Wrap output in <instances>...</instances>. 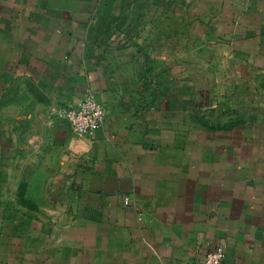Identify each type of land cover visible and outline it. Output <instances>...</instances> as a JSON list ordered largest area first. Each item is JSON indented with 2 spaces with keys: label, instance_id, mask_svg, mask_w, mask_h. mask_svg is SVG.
<instances>
[{
  "label": "crops",
  "instance_id": "1",
  "mask_svg": "<svg viewBox=\"0 0 264 264\" xmlns=\"http://www.w3.org/2000/svg\"><path fill=\"white\" fill-rule=\"evenodd\" d=\"M111 7L0 0V264H264V116L199 111L264 71V0H189L173 48L124 45ZM89 94L80 138L60 114Z\"/></svg>",
  "mask_w": 264,
  "mask_h": 264
},
{
  "label": "rangeland",
  "instance_id": "2",
  "mask_svg": "<svg viewBox=\"0 0 264 264\" xmlns=\"http://www.w3.org/2000/svg\"><path fill=\"white\" fill-rule=\"evenodd\" d=\"M112 3L110 8V14L112 17H116V24L111 28L118 35L122 36V40L127 45L141 43L142 46L151 47V42L162 43L166 47L173 48L174 38L172 35H168L173 32L177 26L183 32H189L191 30L190 23V7L189 0H109ZM179 16L182 17L181 21L176 19ZM193 16V14H192ZM158 32H162V36L155 38ZM149 41L150 45L144 44L143 41ZM181 48L183 50V56L186 58L183 60L184 64H190V60L193 53H190V48H193V44L189 37H183ZM200 42V40H198ZM177 43H179L177 41ZM139 45V46H141ZM199 46V45H198ZM148 52V51H147ZM192 52V51H191ZM199 65L195 69L198 71V81L201 79L202 82L206 81V66L204 63H208V55L201 54L197 56ZM193 63V62H192ZM203 64V65H202ZM245 86L243 98L241 99V88L240 95H238L237 87L232 88L229 86L227 91H230L229 98L226 100H219V95L227 97V91H221V89L213 88V92L201 91L203 93V102L200 104L199 111L206 114L210 109V106L216 104L217 107L223 110V114L232 115L245 114L246 118L249 119L251 116H264V71L250 70L245 71ZM200 90V89H199ZM214 95V103H207L206 99H211L210 96ZM241 99V100H240ZM205 100V101H204ZM202 114V113H200ZM222 114V113H220ZM251 121V120H247ZM63 127V137L65 133H72L67 128L64 121L61 120Z\"/></svg>",
  "mask_w": 264,
  "mask_h": 264
},
{
  "label": "built area",
  "instance_id": "3",
  "mask_svg": "<svg viewBox=\"0 0 264 264\" xmlns=\"http://www.w3.org/2000/svg\"><path fill=\"white\" fill-rule=\"evenodd\" d=\"M61 118L66 121L73 134L80 138H91L106 121L107 112L94 95H87L77 107L64 108ZM224 249L218 245L210 249L201 264H223Z\"/></svg>",
  "mask_w": 264,
  "mask_h": 264
}]
</instances>
